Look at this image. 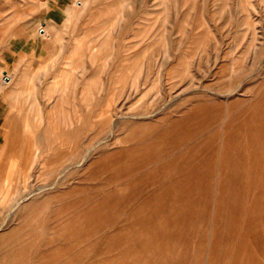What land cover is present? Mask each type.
<instances>
[{
	"label": "rangeland",
	"instance_id": "374dc122",
	"mask_svg": "<svg viewBox=\"0 0 264 264\" xmlns=\"http://www.w3.org/2000/svg\"><path fill=\"white\" fill-rule=\"evenodd\" d=\"M0 136V264H264V0H0Z\"/></svg>",
	"mask_w": 264,
	"mask_h": 264
},
{
	"label": "bare ground",
	"instance_id": "6f19581e",
	"mask_svg": "<svg viewBox=\"0 0 264 264\" xmlns=\"http://www.w3.org/2000/svg\"><path fill=\"white\" fill-rule=\"evenodd\" d=\"M46 35V34H45ZM8 142V141H7ZM7 145V144H6ZM33 195V194H32ZM24 201V200H23ZM23 201H20V202H23ZM26 201V200H25ZM27 202V201H26ZM17 203V202H16ZM15 204V203H14ZM17 206V205H16ZM16 208V207H15ZM17 210V209H16ZM24 211V210H23ZM12 213V212H11ZM9 218V217H8ZM1 230V229H0Z\"/></svg>",
	"mask_w": 264,
	"mask_h": 264
},
{
	"label": "crops",
	"instance_id": "0c3cea01",
	"mask_svg": "<svg viewBox=\"0 0 264 264\" xmlns=\"http://www.w3.org/2000/svg\"><path fill=\"white\" fill-rule=\"evenodd\" d=\"M1 137V136H0ZM0 144H1V142H0Z\"/></svg>",
	"mask_w": 264,
	"mask_h": 264
}]
</instances>
